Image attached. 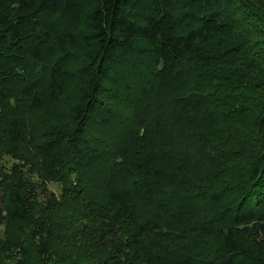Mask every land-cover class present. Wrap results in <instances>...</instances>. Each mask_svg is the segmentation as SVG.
I'll list each match as a JSON object with an SVG mask.
<instances>
[{
  "label": "trees",
  "instance_id": "16d2710c",
  "mask_svg": "<svg viewBox=\"0 0 264 264\" xmlns=\"http://www.w3.org/2000/svg\"><path fill=\"white\" fill-rule=\"evenodd\" d=\"M0 264H264V0H0Z\"/></svg>",
  "mask_w": 264,
  "mask_h": 264
},
{
  "label": "rangeland",
  "instance_id": "374dc122",
  "mask_svg": "<svg viewBox=\"0 0 264 264\" xmlns=\"http://www.w3.org/2000/svg\"><path fill=\"white\" fill-rule=\"evenodd\" d=\"M51 188H55V187H52V186H51Z\"/></svg>",
  "mask_w": 264,
  "mask_h": 264
}]
</instances>
